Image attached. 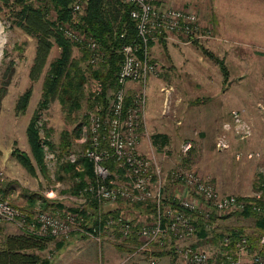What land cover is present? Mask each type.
I'll list each match as a JSON object with an SVG mask.
<instances>
[{
	"label": "rangeland",
	"instance_id": "374dc122",
	"mask_svg": "<svg viewBox=\"0 0 264 264\" xmlns=\"http://www.w3.org/2000/svg\"><path fill=\"white\" fill-rule=\"evenodd\" d=\"M78 1L83 5L86 4L85 0H75L72 5ZM260 1L254 3L257 10H262ZM158 2L163 7L196 10L201 26L204 30H208L211 37L185 43L179 36L173 35V37H165L166 42L155 40V48L152 47L154 44L149 47V55L161 67V70L155 73L162 77L161 82L164 85H168V82L179 85L184 105L177 110H172L171 105V113L174 122L180 127H185L184 136L180 135L174 140L176 145L163 146L164 143L161 141L159 146L161 149L154 144L152 137L144 141L147 143L144 149L147 153H141L152 161L153 171L155 170L152 182L160 181L163 186L167 185L173 190L175 188L173 183H178L177 187L182 190L181 181L172 179V171L179 168L195 169L197 172L212 175L215 182L221 183L220 188L225 192L255 195L259 192L254 189L255 184L264 179V21H255L253 28L239 27L235 31L232 21L234 0H159ZM12 4L13 0H9V5L4 6L3 11L0 12V91L3 85L6 88L0 100V186L8 188L6 199L24 210L43 209L42 197L37 200L33 208H29L30 194L36 195V192L37 195L53 198V204H56L57 200L61 201L64 204L63 210L69 206L83 205L88 202L85 195L70 191L75 183L74 178L69 172L61 169L60 164L67 160L71 152H80L83 149L82 142L78 140L79 131L90 122V114L96 111L88 107L89 97H92L98 88L97 78L91 74V69L97 67L100 62L90 66L87 60H83L82 64L88 72V81L85 86L86 97L81 108L70 112L59 98L55 97L49 107L42 110V118L38 120V124L43 137L42 145L48 173L45 175L39 169L37 174L30 173L13 154V150L18 146L31 152L27 125L41 98L49 61L59 55L60 47L57 44L52 47L44 71L34 82L33 94L26 112L17 113L15 109L17 99L31 83L29 71L35 55L37 39L14 22ZM51 16L54 18L55 13L53 12ZM259 16L255 14V17ZM203 47L225 59L229 68L228 81L224 78L220 64L206 53ZM73 54L79 58L82 49L75 46ZM160 83L155 90L159 96L153 97L148 94L147 104L152 103L162 116H167L170 103L164 102L165 91L160 90ZM112 94L113 89L109 90L110 97ZM173 97L175 102L177 97L175 95ZM183 98L178 100L180 104ZM179 120L182 122L179 123ZM48 128L51 129L49 135L46 133ZM48 138L55 143L54 147L49 144ZM138 138L140 139V136ZM65 140L70 143L67 152L63 150L62 142ZM187 142H190L191 146L186 149ZM147 148L151 150L148 151ZM52 153L55 155H50ZM156 169L160 170L156 171ZM116 180L124 182L125 176L122 175ZM102 203L104 210L119 208L135 223H148L154 218L153 212L137 202L120 199L106 200ZM165 205L168 206V203L166 202ZM223 218L224 221L219 220L220 224H214L209 232L229 233L238 226H242L249 236L256 232L255 216L235 214ZM92 223L91 219L87 222L89 226H92ZM12 230L22 229L14 222L1 225L0 239L4 233ZM118 232L113 228H106L101 233H96L100 236L99 240L94 235L87 233L83 235V232L75 229L69 236L63 237V242L67 243L64 245L67 246L66 249H56V243L62 237L52 239L49 251L54 249L57 251L54 252V261L49 264L64 259L68 254L83 256L88 249H92V246H95L101 258L104 256L105 261L107 254L113 249L114 253L119 255L117 259L121 258L117 264H125L126 260L129 261L135 255L130 258L132 252L119 248L118 243H124V237ZM209 237L193 243L206 247L209 242H220V236L216 240V237ZM191 238L187 237L182 242H178L175 238L163 237L158 240L159 243L152 245V250H141L137 255L142 253L144 258L152 254L160 257L161 255L153 253V250L171 248L173 245L176 253L161 256L160 264H182L177 246L179 243L192 245ZM61 252L64 254L59 255Z\"/></svg>",
	"mask_w": 264,
	"mask_h": 264
},
{
	"label": "built area",
	"instance_id": "2783aa9c",
	"mask_svg": "<svg viewBox=\"0 0 264 264\" xmlns=\"http://www.w3.org/2000/svg\"><path fill=\"white\" fill-rule=\"evenodd\" d=\"M123 1L134 6L130 16L136 22L139 39L123 45V59L116 73V86L110 97L108 110L105 113L100 112L99 104L98 109L90 114V122L79 131L78 140L82 142L83 149L80 152H71L67 159L75 162L81 156H88L94 160L98 180L95 185L90 186V190L100 201L152 200L157 212L152 221L138 226L122 212L109 213L105 221L106 227L119 231L124 238L137 235L141 243L134 253L152 250V245L163 237H172L182 242L185 238L195 235L196 221L199 217L203 219L208 231L211 230L213 212L217 214V218L230 211H242L250 207L263 212L264 205L256 202V199L248 195L222 192L212 175L183 168L173 170L171 177L173 180L181 181L189 194L173 195L168 199V206L165 205L162 182H152L155 171L152 161L138 149V130L144 126L143 112L147 105L148 81L151 75L161 70L158 62L149 55V42L177 35L185 43H190L211 36L207 29H203L197 11L192 8L163 7L159 0ZM84 6L85 3L83 5L78 1L72 8L78 14L82 12ZM60 30L89 51L90 63L97 64L105 59L106 53L93 36L77 29L69 22L61 23ZM130 80L138 82L139 87L132 95L134 98L132 104L126 107L127 82ZM97 84L96 93L102 87L100 79H97ZM190 146V142L185 144L186 149ZM108 159H113L116 165L124 170V182H117L116 178L122 175L111 171V167L106 164ZM76 167L81 169L82 165L77 163ZM110 174H114V177L107 180ZM255 195L261 197V192ZM175 201H178L177 205ZM83 220L80 212L68 208L53 211L38 209L31 215L29 210L22 209L0 195V226L14 222L22 230L62 238L77 229L83 232L82 234L94 235L100 240V236L96 235L103 231L100 229V223L96 224L93 221L91 229L83 225ZM79 223L81 225H78ZM219 246L216 257L203 248L182 243L178 244L177 250L179 257L182 258V264H264V230L256 245L246 233H239L237 237H233L231 232H224ZM143 264L159 262L152 254L144 259Z\"/></svg>",
	"mask_w": 264,
	"mask_h": 264
},
{
	"label": "trees",
	"instance_id": "16d2710c",
	"mask_svg": "<svg viewBox=\"0 0 264 264\" xmlns=\"http://www.w3.org/2000/svg\"><path fill=\"white\" fill-rule=\"evenodd\" d=\"M75 0H13L12 14L15 23L21 26L25 32L33 35L37 39L36 51L33 62L30 67L29 75L31 83L20 94L16 103V112H26L30 103L34 82L40 77L48 62L49 54L52 47L57 44L60 47L59 55L49 61V67L46 70L43 81V91L38 106L32 114L27 125V135L30 144L31 152L20 149L18 146L13 150V154L17 157L20 163L32 174H37L38 169L45 175L48 173V167L45 160V151L42 145V136L40 133V126L38 120H41L42 113L45 108H48L51 101L58 97L60 102L68 108L71 112L82 107L83 100L86 97L85 86L88 81V72L86 67L82 64L83 60L88 61L89 51L79 43L67 37L61 30L60 24L69 22L77 29L85 31L87 34L93 36L100 44V48L106 53V57L101 61L97 67L91 69L97 79L101 80L102 87L98 93H93L89 97V105L92 109H98V104L101 105L99 110L105 113L110 104L109 90L114 89L116 86V73L120 67L123 59L122 47L125 43L134 42L138 40V32L136 22L131 18L130 11L134 6L125 3L123 0H85L86 4L81 13L76 14L73 11L72 3ZM9 5V0H0V12L3 11L4 6ZM55 13L52 18V13ZM166 42L165 38L159 39ZM154 40L149 42V47L154 44ZM75 46L82 49V55L77 58L74 56L73 51ZM203 50L208 53L217 63L220 64L224 72V78L228 81L229 68L226 65L225 59L206 47ZM141 53V52H140ZM91 66L92 63L88 61ZM0 91V100L6 90L5 86ZM134 98L131 94L127 95L125 106L128 107L132 104ZM50 128L47 129V135L50 134ZM164 137L163 134L155 133L152 135L154 144L159 147V142ZM51 146L55 143L48 138ZM63 143V150H69L70 143L65 140ZM165 145V144H163ZM63 151V153H65ZM77 163L82 165L78 169ZM106 164L111 167L113 173L124 175V170L118 167L113 159H108ZM61 169L69 172L74 178V184L71 186L70 191L85 195L88 202L77 207H66L74 211H78L84 217L83 225L88 228L87 222L91 219L96 224L100 223V229L106 230V217L109 213L119 214L121 211L116 209H103V201L98 199L94 192L90 190L91 185H95L98 180V175L95 171L94 160L88 156H81L77 161L72 162L66 160L60 164ZM114 177L110 174L108 179ZM256 191L261 192V197L256 195H248L252 199H256L264 205V179H261L255 184ZM8 188L0 186V195L3 198L8 196ZM34 194V193H32ZM30 194V202L28 201L29 208H33L40 197L43 198V209L57 210L63 208L64 204L61 201H56L53 204V198L44 196L42 194ZM244 196L245 194H239ZM120 200V199H119ZM144 204L153 215L156 214L157 208L155 203L151 201L137 202ZM173 203V202H172ZM178 204V201H175ZM63 206V207H62ZM26 208V207H25ZM31 211V210H30ZM33 211H31V215ZM243 215L255 216L256 218V232L251 234V240L255 244L258 241L260 234L264 230V211L258 212L253 208L245 210H233L223 216L230 215ZM101 221L99 222V217ZM217 214L213 212L211 223H214ZM197 233L201 236L206 233L208 229L203 223V219L199 217L196 221ZM140 225L139 223L136 224ZM232 236L237 237L239 233H245L242 226L236 227L232 230ZM119 235L120 232H118ZM216 238L221 237L223 233H216ZM218 234V235H217ZM85 235V234H83ZM57 237L51 235H39L32 233L28 230H22L20 234L9 236L4 244L0 246V264H49L47 259L41 257L37 251H30L29 248H38L40 250L47 246L48 241ZM127 245L118 243V246L126 251L133 252L140 245L141 241L137 235H131L125 238ZM128 240V241H127ZM59 241H64L61 238ZM159 243L156 241L155 243ZM124 245V246H123ZM165 245V244H164ZM155 254H170L176 253L174 246L171 248L163 247L161 250H153Z\"/></svg>",
	"mask_w": 264,
	"mask_h": 264
},
{
	"label": "crops",
	"instance_id": "0c3cea01",
	"mask_svg": "<svg viewBox=\"0 0 264 264\" xmlns=\"http://www.w3.org/2000/svg\"><path fill=\"white\" fill-rule=\"evenodd\" d=\"M255 1H260V0H234V6H233L234 11H233V20L232 21H234L235 31H237L239 27L245 28L246 26H249L250 28H253L255 26V21H264V8H263L264 7V0L260 1V2H262V5H263V6L262 5L260 6L262 10L256 9L257 7L254 4ZM255 14H256V16H257V14H259L260 16L255 17ZM251 31H253V29ZM256 40H258V39H256ZM155 45L156 44H154L152 47L155 48ZM169 70L171 71V69H169ZM161 78H162L161 76H158L155 74L150 76L149 81H148V86H147V95L149 94V96L152 95L153 97H155L157 95L159 96V94L156 93L155 90H156V87L158 86V84L161 82ZM160 84H161L160 90L165 91L164 102L168 101V103H170V105L168 104L170 106V111L168 112L167 116H162V113L160 114V112L155 109V107L153 106L152 103L151 104L148 103L146 105L145 111L143 112L144 126H143V128H140L138 130V135L140 136L139 143H138V149L142 153H147L146 152L147 150H144L145 147H147V145H146L147 143H145L144 141L147 138L151 139L152 135L155 133H160V134L164 135V137L161 139V141H162V143H164L168 147L170 145H172V146L176 145V142L174 144V140L179 138L180 135L184 136L185 127H180L179 125H177L174 122L173 115L171 113L172 110H175V109L177 110L178 108H180L184 105V98H183V94H182L181 90L179 89V85L174 84V83H169V82H168V85H164L162 82ZM138 87H139L138 82L132 81V80L128 81L127 82L128 94L133 95ZM174 95L177 97L175 102H173V100L175 99L173 97ZM182 98H183V102H181V104H180V102L178 100H180ZM171 105H172V110H171ZM178 122L180 123V122H182V120H179ZM160 142H159V146H160ZM150 144H152V142H150ZM147 149H148V151L151 150L149 148H147ZM118 182H120V181L118 180ZM180 184H181V186H183L182 190L177 187L178 183H173V185H175L174 190L172 188H168L167 185L163 186L162 191H163V195L165 198V202H167L169 204L168 199H170L173 195L175 196V195H179V194L180 195L189 194V191L186 188V186L182 183H180ZM216 184H217V187L222 192H225L223 189L220 188L221 187L220 182H216ZM239 184H241V183H239ZM225 193H228V192H225ZM231 193H233V192H231ZM146 210H147V208H146ZM223 217L224 216L216 218L213 225L214 224H217V225L220 224L219 220L224 221ZM227 222H231V221L227 220ZM209 231H206V233L202 234L201 236L198 233L191 236L192 238L190 240L192 241V246L201 248L203 246L196 245V243H193V242H198V240L201 241V239L204 237L210 236L209 238H211V237L216 236V234H214L213 232H209ZM21 232H22V230H19V231H13L12 230V232L4 233L2 235V238L0 239V246H2L4 244V242L6 241V239L9 236L14 235V234H20ZM213 234H214V236H213ZM55 239H58V238H55ZM93 239H95V238H93ZM216 239L217 238H215V240ZM208 241H209V239H208ZM51 243H52L51 240L48 241L47 246L42 250H40L38 248H35V249L29 248V250L30 251H33V250L37 251L41 255L42 258L47 259L48 262H51V261H54V257H55L54 252L57 251L56 249H59V248L60 249H66V247H67V246H64L67 243L65 244V242L57 241L56 249H54L50 252L49 248H50ZM123 244L124 245L127 244L125 238H124ZM219 245H220V242H209L208 244H206L207 248L203 247V249L210 250L209 253H211V255L216 257V252H217V250H219V247H220ZM110 247H111V245H110ZM121 250H123V249H121ZM138 252L139 251H135L134 253L132 252V254H130L129 257L131 258V256H133V255H135V256L132 257L129 261L126 260L127 262L125 261V264H143V261L145 258L143 257L142 253L140 255H137ZM63 254L64 253L61 252L59 255H63ZM163 255H169L170 256V254H162L161 256H163ZM117 256H119V255L118 254L116 255L114 253V250L111 249V252H109L107 254L106 261H105L104 256H102V258H101V255L97 254V250H96L95 246H92V249L91 248L88 249L87 253L84 254L83 256H80V255L75 256V255H69L68 254L64 259H60V260L55 261L54 264H117L118 260L121 259L120 257H119V259H117ZM160 257H157L159 264H160ZM214 259H216V258H214ZM172 260L174 261V259H171V261Z\"/></svg>",
	"mask_w": 264,
	"mask_h": 264
}]
</instances>
